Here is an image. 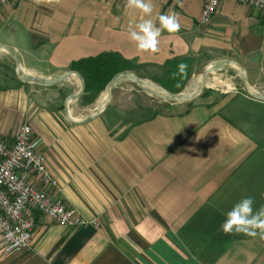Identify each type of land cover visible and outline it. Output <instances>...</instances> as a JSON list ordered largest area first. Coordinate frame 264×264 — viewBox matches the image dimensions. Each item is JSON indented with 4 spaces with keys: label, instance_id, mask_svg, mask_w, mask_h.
<instances>
[{
    "label": "crops",
    "instance_id": "0c3cea01",
    "mask_svg": "<svg viewBox=\"0 0 264 264\" xmlns=\"http://www.w3.org/2000/svg\"><path fill=\"white\" fill-rule=\"evenodd\" d=\"M151 3L157 27L160 15L173 12L181 24L174 34L162 32L156 53L129 40L128 27L141 16L125 0H18L0 8V46L42 78L105 55L131 63V74L168 71L180 60L205 67L227 60L243 69L249 86L264 78L259 12L226 0L201 26L202 0ZM6 80L0 69V141L12 144L31 126L59 183L50 195L99 226L64 228L34 214L31 248L0 249V264H264L259 235L220 230L223 212L242 197H254V209L264 206V101L235 97L144 117L120 106L113 90L102 112L82 125L66 110L86 121L105 92L92 105L82 106L81 97L66 109L81 90L75 76L56 87ZM64 89L70 94L60 102Z\"/></svg>",
    "mask_w": 264,
    "mask_h": 264
},
{
    "label": "built area",
    "instance_id": "2783aa9c",
    "mask_svg": "<svg viewBox=\"0 0 264 264\" xmlns=\"http://www.w3.org/2000/svg\"><path fill=\"white\" fill-rule=\"evenodd\" d=\"M223 1L202 0L201 26L211 23ZM235 1L259 12L264 29V0ZM17 2L0 0V8ZM41 144L42 139L33 137L29 125L19 130L12 144L0 141V249L5 253L31 248L36 228L34 214H43L64 228L99 226L50 195L48 190L59 189V183L47 167Z\"/></svg>",
    "mask_w": 264,
    "mask_h": 264
},
{
    "label": "rangeland",
    "instance_id": "374dc122",
    "mask_svg": "<svg viewBox=\"0 0 264 264\" xmlns=\"http://www.w3.org/2000/svg\"><path fill=\"white\" fill-rule=\"evenodd\" d=\"M3 55V57H5V60H1L3 62H0L1 73L5 75L6 79H8L6 80L7 84L11 79L17 81L18 75L13 59L6 52H4ZM204 64L205 63L203 61L202 64L201 62H197L195 66H191L187 87L184 86L182 91L180 92H178L180 89V85L178 81L176 82V79L171 77L169 73L170 70L167 71L166 69H152L146 71H137V73H134L133 75L139 79H142L164 89L170 94H189L188 91L195 85L196 81L208 68L207 66L205 67ZM26 73L38 77L34 73H30L29 71ZM208 80H218L220 82H224L227 86L230 87V89L225 87H204L201 93L194 100L190 102L175 104L167 103L162 99L147 94L141 87L130 81H124L120 83V88H122L123 90L114 89V91L116 94H119L121 101L120 106L125 107L129 110H141L144 112V117H150L154 114L166 111L179 112L184 108L199 102L218 104L229 98H250L251 96L244 85L239 71L235 70V68L224 67L221 71L210 75ZM250 89L253 94L264 97V78L259 81L258 86L255 87L253 85H250ZM63 91L64 92L61 94L63 98L59 99L60 102L64 101V98L70 94L68 90L64 89ZM96 103L94 105H96Z\"/></svg>",
    "mask_w": 264,
    "mask_h": 264
},
{
    "label": "clouds",
    "instance_id": "9594fccd",
    "mask_svg": "<svg viewBox=\"0 0 264 264\" xmlns=\"http://www.w3.org/2000/svg\"><path fill=\"white\" fill-rule=\"evenodd\" d=\"M56 2L59 3V0ZM125 8L140 13V21L128 27L129 40L140 52H158L162 32L174 34L181 28L178 16L174 12L160 15L157 27L151 19L153 14L151 0H125ZM187 70L188 65L181 62L177 66V71L173 73V78L187 77ZM254 204L255 200L252 196L242 197L234 203L230 209L223 212L224 219L220 224V230L224 234H243L249 237L259 235L261 239H264V206L254 209Z\"/></svg>",
    "mask_w": 264,
    "mask_h": 264
},
{
    "label": "water",
    "instance_id": "95a60500",
    "mask_svg": "<svg viewBox=\"0 0 264 264\" xmlns=\"http://www.w3.org/2000/svg\"><path fill=\"white\" fill-rule=\"evenodd\" d=\"M0 50L6 52L13 59L15 67H16V72H17L18 78L23 83L39 85V86H44V87H56V86L63 85L71 77L75 76L81 83V90L77 95L70 97L66 101V105H65L66 109H68L70 102L77 101L84 95L85 89H86L85 82L79 73L70 72V73H68L62 77H51V78H42V77L32 76L31 74H28L24 71L20 61L18 60L17 56L15 55V53L13 51H11L10 49H8L6 47H1V46H0ZM234 66L239 68L240 76L244 82V85H245L248 93L251 95V97H253L254 99H256L258 101H264V97L255 95L251 92L250 86L246 80L243 69L240 66H238V65H236L230 61L224 60V61H219V62L214 63L213 65L209 66L205 70V72L203 73L202 78H201V83H200L199 89L193 94H185V93L176 94V95L170 94L169 92L165 91L164 89H162V88H160L154 84H151L147 81L139 79L129 72H123V73L116 75L110 81V83L108 84V86L106 88L105 99L101 103L100 107H98L96 109L94 114L89 119H87L86 121H82V122L78 123L70 117L68 110H66V114H67V116H68V118L72 124H82L83 125V124H87V123L91 122L94 118H96L102 112L104 107L110 101V99L112 97L113 90L116 87H118V85L120 83H122L124 81H130V82L136 84L137 86L141 87L147 94H149L151 96H155L159 99H162L167 103L175 104V103L190 102V101L194 100L201 93V91L203 90L205 83L209 79L210 75L221 71L224 67L234 68ZM153 90H161L166 94V96L160 95L159 93H156Z\"/></svg>",
    "mask_w": 264,
    "mask_h": 264
},
{
    "label": "trees",
    "instance_id": "16d2710c",
    "mask_svg": "<svg viewBox=\"0 0 264 264\" xmlns=\"http://www.w3.org/2000/svg\"><path fill=\"white\" fill-rule=\"evenodd\" d=\"M181 62L188 65V75L185 78H181L179 76L174 78L180 85L178 92L182 91L186 82L189 80V71L192 64V62L188 60H180L172 63V69L169 71L172 78L173 73L177 71L178 64ZM132 69L133 65L125 62L118 55H105L96 59L74 63L71 70L72 72H77L82 76L86 87L84 96L81 98L82 105H92L99 98V96L106 91L108 84L116 75L123 72H130Z\"/></svg>",
    "mask_w": 264,
    "mask_h": 264
},
{
    "label": "bare ground",
    "instance_id": "6f19581e",
    "mask_svg": "<svg viewBox=\"0 0 264 264\" xmlns=\"http://www.w3.org/2000/svg\"><path fill=\"white\" fill-rule=\"evenodd\" d=\"M234 68L237 71H240L238 67L234 66ZM201 78H202V76L196 81L195 85L188 91L189 94H193L199 89V86L201 83ZM204 87H210V88L225 87V88L230 89V87L227 86L224 82H220L218 80H213V81L207 80ZM153 91L156 93H159L160 95L166 96V94L161 90H153ZM105 97H106V93L102 95V98H101V101L99 102L98 107H100V105L103 102V100L105 99Z\"/></svg>",
    "mask_w": 264,
    "mask_h": 264
}]
</instances>
